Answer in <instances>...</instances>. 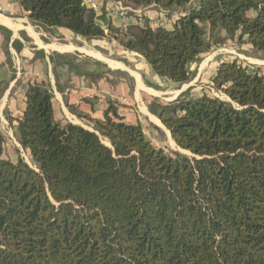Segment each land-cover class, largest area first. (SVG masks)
<instances>
[{
	"label": "trees",
	"instance_id": "trees-1",
	"mask_svg": "<svg viewBox=\"0 0 264 264\" xmlns=\"http://www.w3.org/2000/svg\"><path fill=\"white\" fill-rule=\"evenodd\" d=\"M15 1L43 28L108 32L174 85L227 40L264 56V0H117L177 12L136 31L101 25L84 0ZM210 82L230 102L188 89L149 106L192 159L155 148L114 102L101 118L68 107L92 131L59 120L48 88L29 83L14 129L36 169L5 159L0 137V264H264V74L233 59Z\"/></svg>",
	"mask_w": 264,
	"mask_h": 264
},
{
	"label": "crops",
	"instance_id": "crops-1",
	"mask_svg": "<svg viewBox=\"0 0 264 264\" xmlns=\"http://www.w3.org/2000/svg\"><path fill=\"white\" fill-rule=\"evenodd\" d=\"M46 33L48 36L59 34L64 37V41L68 40L64 44L58 43L56 38L46 37ZM69 38L74 39L75 42L70 41ZM81 40L83 39L65 30L47 29L34 24L26 17L15 0H0V73L4 78H0V82L4 80L8 83L7 96L12 92L15 93V89L17 93L22 91L21 112H23L28 84L33 80L36 83L41 81L40 83H43L52 93L56 118L60 115L64 121L92 131L87 120L78 119L68 107H74L84 117L101 118L107 103L114 102L118 105V114L124 122L139 123L142 128L145 127L144 123L151 124L161 133L166 134L165 130L154 121L158 118L151 114L145 99L172 102L190 87L173 90L171 86L166 85L167 81L153 74L151 68L140 56L122 48L123 53L132 54L143 60L140 61L139 70H133L124 61L103 58L101 56L103 52L100 50L84 49L80 45ZM53 55L86 56L91 58L93 63L105 66L107 70L88 69L80 75L64 64L54 67L50 63ZM79 67L81 69L82 66L79 65ZM108 71L125 75L129 79V84L122 78L113 79L106 74ZM200 76L197 73L194 78L198 80ZM81 121H86L87 124H82Z\"/></svg>",
	"mask_w": 264,
	"mask_h": 264
},
{
	"label": "rangeland",
	"instance_id": "rangeland-1",
	"mask_svg": "<svg viewBox=\"0 0 264 264\" xmlns=\"http://www.w3.org/2000/svg\"><path fill=\"white\" fill-rule=\"evenodd\" d=\"M84 2L88 7L94 9L98 16L104 15V20L100 21L101 25L104 26L105 21H110L116 26L122 27L124 29L130 28V30L132 31H136L139 27L143 26L145 24V21L153 27L164 26L169 28L177 17L176 11H164L155 6L143 9H133L129 7H124L122 3L117 0H84ZM45 35L49 39L56 38V42L62 44L66 43L68 40L67 39L66 41H64V37L59 34H52L50 35L51 37L48 36V33H46ZM69 39L70 41L75 42L74 39ZM81 42L82 44L80 45L83 46L84 49L91 50V48H94L96 50H100L103 52L101 53V56L103 58L112 61H124L133 70H139L141 65L140 61H143L137 56H134L132 54H125V52L123 53V49L120 46L119 41L114 40L113 36L110 35L108 32L107 38L103 40H81ZM233 59H237L243 65L251 66L254 69L258 68L259 73L264 74V56L262 54L256 53L249 45H239L235 41L227 40L220 47H212L208 53L201 56V58L196 64H193L190 67L192 80L189 83L181 86L174 84L172 85L169 82L165 83L166 85L171 86L173 90H180L181 88L186 86L190 87L188 93L190 97H196L201 94H206L210 97L218 98L225 102H230L226 96L213 89L210 82V78L215 74V70L219 62L231 61ZM50 63L53 64L54 67L56 65L59 66L61 64H64L66 66H69V69H71L73 72L76 71V73L80 75H83L84 72H86L88 69L93 71H102L103 69H106L105 66L93 63L91 58L81 55L80 57H59L53 55L50 59ZM109 64L112 66H116L112 63ZM79 65L82 66L81 69ZM72 67H74V69H72ZM197 73L198 75H201L198 80L194 78ZM106 74L116 80L120 78L125 79L129 84V79H127V77H125V75L123 74L115 72L112 73L109 71L106 72ZM0 78L4 79L2 78L1 73ZM40 82L38 84L44 85ZM1 83L3 87V94L0 99V137L3 140V156L5 159H8L10 161H16L17 159H21L30 168L36 169L28 153L20 147L14 129L16 125L15 121L20 118L22 113V91H20V93H17V90L15 89V93L12 92L11 95L7 96L6 90L8 88V83L4 80ZM33 83H36V81L33 80ZM19 88L21 89L22 85ZM145 100L148 106L152 104L151 99ZM9 119L11 120V123L9 122ZM57 119L64 121L60 117V115H57ZM154 121L158 125L161 124L157 119H155ZM84 122L81 121L82 124L86 125V121ZM144 125L145 127L142 128L143 132L147 140L150 141L155 148L161 149L166 154H169L171 156L180 155L182 157H187L188 159H192L194 157L191 153L179 149L175 145V143L172 144L170 134L165 128L162 127V124V126L160 125V127L165 130L166 134L161 133L157 128L153 127V125L151 124L144 123ZM102 142L105 144L107 143L104 140Z\"/></svg>",
	"mask_w": 264,
	"mask_h": 264
},
{
	"label": "bare ground",
	"instance_id": "bare-ground-1",
	"mask_svg": "<svg viewBox=\"0 0 264 264\" xmlns=\"http://www.w3.org/2000/svg\"><path fill=\"white\" fill-rule=\"evenodd\" d=\"M116 65V64H115ZM160 124V123H159ZM161 125V124H160ZM162 126V125H161ZM163 127V126H162ZM164 128V127H163ZM107 144V143H106ZM172 144H174L173 140H172ZM108 145V144H107Z\"/></svg>",
	"mask_w": 264,
	"mask_h": 264
},
{
	"label": "water",
	"instance_id": "water-1",
	"mask_svg": "<svg viewBox=\"0 0 264 264\" xmlns=\"http://www.w3.org/2000/svg\"><path fill=\"white\" fill-rule=\"evenodd\" d=\"M230 101V100H229ZM105 146H109V144L107 145V144H105V143H103Z\"/></svg>",
	"mask_w": 264,
	"mask_h": 264
},
{
	"label": "built area",
	"instance_id": "built-area-1",
	"mask_svg": "<svg viewBox=\"0 0 264 264\" xmlns=\"http://www.w3.org/2000/svg\"><path fill=\"white\" fill-rule=\"evenodd\" d=\"M126 9H128V8H126Z\"/></svg>",
	"mask_w": 264,
	"mask_h": 264
}]
</instances>
